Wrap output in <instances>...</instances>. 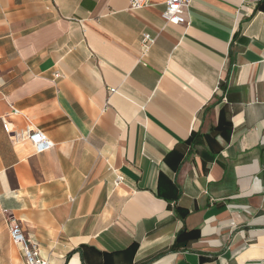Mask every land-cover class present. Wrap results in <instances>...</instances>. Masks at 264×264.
<instances>
[{
	"label": "crops",
	"instance_id": "crops-1",
	"mask_svg": "<svg viewBox=\"0 0 264 264\" xmlns=\"http://www.w3.org/2000/svg\"><path fill=\"white\" fill-rule=\"evenodd\" d=\"M165 9L0 0V264H264V0Z\"/></svg>",
	"mask_w": 264,
	"mask_h": 264
},
{
	"label": "built area",
	"instance_id": "built-area-1",
	"mask_svg": "<svg viewBox=\"0 0 264 264\" xmlns=\"http://www.w3.org/2000/svg\"><path fill=\"white\" fill-rule=\"evenodd\" d=\"M192 0H166V9L162 14L163 19L173 25H180L186 22V14ZM152 0H129L132 10H141L151 5ZM155 44V39L149 34L143 35L142 45L144 49H149ZM58 76L57 74L55 75ZM4 128L9 132L8 124L4 123ZM24 138L30 141L37 153H44L53 148L52 140L40 130H27ZM122 178L117 179V183L121 182ZM11 240L19 245L23 251L25 264H49L48 260L42 255L41 246L36 241H33L24 232L22 223L14 218L10 221L9 227Z\"/></svg>",
	"mask_w": 264,
	"mask_h": 264
}]
</instances>
